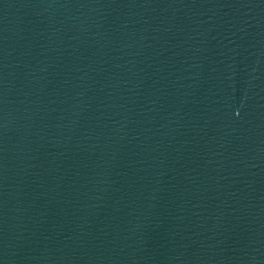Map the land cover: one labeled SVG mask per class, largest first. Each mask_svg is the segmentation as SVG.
Instances as JSON below:
<instances>
[{"label":"water","instance_id":"obj_1","mask_svg":"<svg viewBox=\"0 0 264 264\" xmlns=\"http://www.w3.org/2000/svg\"><path fill=\"white\" fill-rule=\"evenodd\" d=\"M0 264H264V0H0Z\"/></svg>","mask_w":264,"mask_h":264}]
</instances>
